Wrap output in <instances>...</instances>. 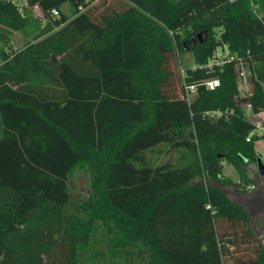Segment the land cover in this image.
Listing matches in <instances>:
<instances>
[{
    "label": "trees",
    "instance_id": "16d2710c",
    "mask_svg": "<svg viewBox=\"0 0 264 264\" xmlns=\"http://www.w3.org/2000/svg\"><path fill=\"white\" fill-rule=\"evenodd\" d=\"M93 1L0 0V264H225L234 250L247 253L234 264H264L251 215L225 190H246L264 138L247 139L239 106L264 110V0ZM224 45L237 57L207 67ZM190 49L188 101L170 59ZM80 165L86 199L71 190Z\"/></svg>",
    "mask_w": 264,
    "mask_h": 264
},
{
    "label": "rangeland",
    "instance_id": "374dc122",
    "mask_svg": "<svg viewBox=\"0 0 264 264\" xmlns=\"http://www.w3.org/2000/svg\"><path fill=\"white\" fill-rule=\"evenodd\" d=\"M112 1L113 0H94L91 5L92 6L96 5V6H100L101 8H103L104 6H106L105 5L106 2L109 3ZM177 1L178 0H172L173 3ZM116 5L118 6L120 5V0H116ZM63 9L67 11L70 18L75 15L69 3L64 4ZM26 40H28V38L22 32H15L13 35V42L18 47L24 46ZM226 48L227 47L225 46V50H221L220 48L217 49V53L221 55L222 53L227 52ZM170 63L173 66V68L177 71L179 70L181 71L182 67L187 68V67H195L199 65L196 62V51L193 49L185 50V51L176 50L172 52ZM242 68H243L242 71H244V75L240 76L239 89L242 95L245 96V95H248L251 86L249 83L250 82L249 70L245 66ZM178 91H180V85L178 86ZM179 95L182 96V93H179ZM251 119L257 121L259 117L253 116L251 117ZM263 142L264 140L258 141L256 143V147L260 151L259 157L264 162V150L261 149L262 148L261 146L264 147ZM155 154L156 156L158 155L161 156V153L159 151L155 152ZM245 169H246V175L250 179V181H243L242 179V183L245 182V184H243L241 187L245 188L246 190L238 192L233 187H229V186L225 187V190L233 200L235 201L242 200V202L245 203L246 205L248 204V205L255 206L257 203V200L264 198V176H261L258 171L257 161L250 162L248 165L245 166ZM224 172L227 176H229L235 181L241 180L239 170L226 160L224 161ZM88 179L89 177H88V171L86 170V167H84L83 165L78 166L72 176L71 190L73 191V193H76V195L81 197L82 199H86L88 197V191H89V180ZM4 197H5L4 195L0 194V201ZM84 214L89 215V211L87 210L84 211ZM263 219H264V216H261V215L255 216L253 219V226H254L258 239L261 240L262 244L264 245V229H262V225H261L263 222ZM231 255H230L231 256L230 258L228 257L225 259V264H234V257H244L245 255H247V253H242L241 250H234L231 253Z\"/></svg>",
    "mask_w": 264,
    "mask_h": 264
},
{
    "label": "built area",
    "instance_id": "2783aa9c",
    "mask_svg": "<svg viewBox=\"0 0 264 264\" xmlns=\"http://www.w3.org/2000/svg\"><path fill=\"white\" fill-rule=\"evenodd\" d=\"M5 1H9V0H5ZM11 1H13V3L17 7H19L20 9H23L27 5V0H11ZM80 9L81 10L84 9V6L81 5ZM31 11L36 17H38L42 20H45L47 18V12L45 10H43L39 4H35V5L31 6ZM51 13L53 15H59L60 14L58 8H52ZM225 46L226 45H224V47H220V49L225 50ZM226 47H227L226 48L227 52H224L221 55L218 54L217 50H216V52L214 54V58L211 61H209V63L206 64V66L207 67H213L215 64L222 65L229 60L235 59L237 57V55L230 53L228 46H226ZM202 66L203 65H200L199 67H202ZM244 66L247 68V66L245 64H243V62H240V65H239V75L240 76L244 75V71H242L243 70L242 67H244ZM192 68L196 69V68H198V66H195ZM185 71H186L185 68L182 67L181 75L183 78V80H182L183 88L181 90V93H182L181 97L190 101L192 99L193 95L197 92V85L195 83H187L185 81ZM204 83H205L207 88L215 89L221 84V80L219 77H210V78L205 79ZM239 106H241L244 109L247 118L249 120H251L255 125V128L253 129L251 134L247 137V139L250 140L252 135L255 133H257L259 135L264 134V110H262L260 112H254L252 103L250 101H245V102L239 103ZM211 114H214V113L211 112ZM253 116H258L259 119L257 121L252 120L251 117H253ZM207 206L209 208H211V204H208Z\"/></svg>",
    "mask_w": 264,
    "mask_h": 264
},
{
    "label": "crops",
    "instance_id": "0c3cea01",
    "mask_svg": "<svg viewBox=\"0 0 264 264\" xmlns=\"http://www.w3.org/2000/svg\"><path fill=\"white\" fill-rule=\"evenodd\" d=\"M264 140V138H261V139H259L258 141H263ZM257 141V142H258ZM256 142V143H257ZM264 143V142H263ZM262 148L261 149H263L264 150V147L263 146H261ZM257 148V147H256ZM257 151H258V153H259V155H260V151H259V149L257 148ZM164 158V157H163ZM225 173V172H224ZM250 178H252V177H250ZM263 200V201H262ZM237 202H239L240 204H242L243 206H245V208H246V210L249 212V214L251 215V217H252V220L254 219V217L255 216H257V215H261V216H264V198H262V199H260V200H257V203H256V205L255 206H252V205H246L245 203H243L242 202V200L241 201H237ZM255 211H256V213H255ZM263 211V212H262ZM264 219H263V222H262V229H264Z\"/></svg>",
    "mask_w": 264,
    "mask_h": 264
},
{
    "label": "water",
    "instance_id": "95a60500",
    "mask_svg": "<svg viewBox=\"0 0 264 264\" xmlns=\"http://www.w3.org/2000/svg\"><path fill=\"white\" fill-rule=\"evenodd\" d=\"M199 36H201V34H199ZM198 41L193 38L191 40L188 41V43L190 44L189 47H192L194 46L195 43H197ZM257 167H258V171L260 173L261 176H264V162L261 160L260 157H258L257 159Z\"/></svg>",
    "mask_w": 264,
    "mask_h": 264
},
{
    "label": "flooded vegetation",
    "instance_id": "af4514ba",
    "mask_svg": "<svg viewBox=\"0 0 264 264\" xmlns=\"http://www.w3.org/2000/svg\"><path fill=\"white\" fill-rule=\"evenodd\" d=\"M263 201V200H262ZM248 205V204H247ZM263 212V211H262ZM255 213H256V211H255Z\"/></svg>",
    "mask_w": 264,
    "mask_h": 264
}]
</instances>
